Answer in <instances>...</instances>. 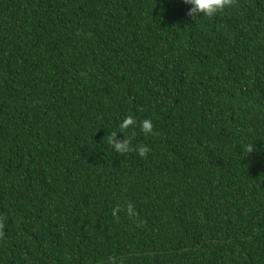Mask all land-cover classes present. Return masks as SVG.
Masks as SVG:
<instances>
[{
    "label": "trees",
    "instance_id": "trees-1",
    "mask_svg": "<svg viewBox=\"0 0 264 264\" xmlns=\"http://www.w3.org/2000/svg\"><path fill=\"white\" fill-rule=\"evenodd\" d=\"M187 11L0 0V264H264V0Z\"/></svg>",
    "mask_w": 264,
    "mask_h": 264
},
{
    "label": "clouds",
    "instance_id": "clouds-1",
    "mask_svg": "<svg viewBox=\"0 0 264 264\" xmlns=\"http://www.w3.org/2000/svg\"><path fill=\"white\" fill-rule=\"evenodd\" d=\"M182 2L188 6L187 15L192 19H195L200 16H214L216 13L223 11L226 7H229L232 3V0H182ZM134 125V119L131 116H128L120 122L119 127L121 129H126ZM141 130L146 134L151 133L153 130L152 121L145 119L141 123ZM111 143L118 152H127L129 150L127 140L116 141L115 136L113 135ZM249 150L252 151V148ZM138 151L140 156H144L148 149L144 146H140ZM127 210L130 215L133 214V208L131 205H128ZM119 211V207L113 209V215H116ZM109 264H114L113 258H109Z\"/></svg>",
    "mask_w": 264,
    "mask_h": 264
}]
</instances>
